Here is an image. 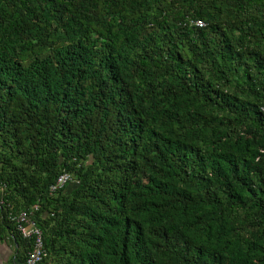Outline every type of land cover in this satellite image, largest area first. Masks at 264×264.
I'll use <instances>...</instances> for the list:
<instances>
[{
	"label": "trees",
	"instance_id": "16d2710c",
	"mask_svg": "<svg viewBox=\"0 0 264 264\" xmlns=\"http://www.w3.org/2000/svg\"><path fill=\"white\" fill-rule=\"evenodd\" d=\"M35 206L41 264H264V0H0L19 264Z\"/></svg>",
	"mask_w": 264,
	"mask_h": 264
},
{
	"label": "built area",
	"instance_id": "2783aa9c",
	"mask_svg": "<svg viewBox=\"0 0 264 264\" xmlns=\"http://www.w3.org/2000/svg\"><path fill=\"white\" fill-rule=\"evenodd\" d=\"M199 27H203L204 24L201 21L195 23ZM72 180V177L68 173H63L57 178L55 185L51 187V192L63 188L68 182ZM38 207L35 206L33 211H22L19 213L9 212L7 214L8 220L16 227L19 234L24 239L31 240V248L26 255L25 264H41L46 257V251L44 248L43 233L33 220L34 211H37Z\"/></svg>",
	"mask_w": 264,
	"mask_h": 264
},
{
	"label": "crops",
	"instance_id": "0c3cea01",
	"mask_svg": "<svg viewBox=\"0 0 264 264\" xmlns=\"http://www.w3.org/2000/svg\"><path fill=\"white\" fill-rule=\"evenodd\" d=\"M1 233V232H0ZM18 251L9 238L0 234V264H19Z\"/></svg>",
	"mask_w": 264,
	"mask_h": 264
},
{
	"label": "clouds",
	"instance_id": "9594fccd",
	"mask_svg": "<svg viewBox=\"0 0 264 264\" xmlns=\"http://www.w3.org/2000/svg\"><path fill=\"white\" fill-rule=\"evenodd\" d=\"M71 177H72V176H71ZM72 178H73V177H72ZM70 182H71V181H70ZM68 183H69V182H68ZM68 183H67V184H68ZM67 184H66V185H67ZM66 185H65V186H66ZM65 186H64V187H65ZM64 187H63V188H64ZM61 189H62V188H61Z\"/></svg>",
	"mask_w": 264,
	"mask_h": 264
}]
</instances>
